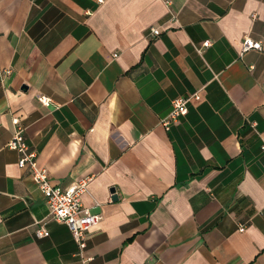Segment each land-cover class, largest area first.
I'll use <instances>...</instances> for the list:
<instances>
[{"label":"crops","instance_id":"crops-1","mask_svg":"<svg viewBox=\"0 0 264 264\" xmlns=\"http://www.w3.org/2000/svg\"><path fill=\"white\" fill-rule=\"evenodd\" d=\"M170 1L0 0V264H264V50L242 52L264 0ZM15 118L52 184L89 178L85 249L8 147Z\"/></svg>","mask_w":264,"mask_h":264},{"label":"built area","instance_id":"built-area-1","mask_svg":"<svg viewBox=\"0 0 264 264\" xmlns=\"http://www.w3.org/2000/svg\"><path fill=\"white\" fill-rule=\"evenodd\" d=\"M103 0H100L102 2ZM168 5L171 4L170 0H164ZM256 15H254L255 17ZM161 26L150 27L148 37L153 38L161 34ZM211 41L207 40L203 43V47H208ZM256 49L264 50L263 43L246 36L243 45L242 52ZM202 52V48H199ZM202 99L201 91H196L186 96H179L172 100V108L170 112L162 117L161 123L166 129H169L171 125L178 122L181 117L188 113L189 104L194 101H200ZM40 100L44 104H49L50 99L46 97H40ZM15 131L8 142V147L14 149L20 153L18 165L20 168H28L31 172L32 178L40 186L43 194L46 197L49 213L52 218L58 222H63L68 225L73 233V236L83 250L86 247L87 236L91 229L95 227L101 220V214L93 213L89 208L83 207L81 201V195L87 191L89 178H84L77 183L71 185L68 188H62L60 186L52 184L48 171L46 168L39 166L37 162V151L33 149L25 138V128L20 123L19 118L14 119ZM264 150V144L262 146ZM245 226H241L240 230L243 231ZM39 237L49 236L50 232L41 224L36 231ZM90 258L84 259V264H88ZM143 264H151L145 262Z\"/></svg>","mask_w":264,"mask_h":264},{"label":"water","instance_id":"water-1","mask_svg":"<svg viewBox=\"0 0 264 264\" xmlns=\"http://www.w3.org/2000/svg\"><path fill=\"white\" fill-rule=\"evenodd\" d=\"M117 198H118L117 196L114 197V199H117Z\"/></svg>","mask_w":264,"mask_h":264}]
</instances>
